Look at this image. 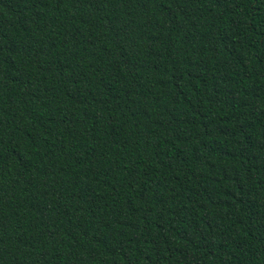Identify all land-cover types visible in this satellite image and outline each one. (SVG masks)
Masks as SVG:
<instances>
[{
  "label": "trees",
  "instance_id": "16d2710c",
  "mask_svg": "<svg viewBox=\"0 0 264 264\" xmlns=\"http://www.w3.org/2000/svg\"><path fill=\"white\" fill-rule=\"evenodd\" d=\"M0 264H264V0H0Z\"/></svg>",
  "mask_w": 264,
  "mask_h": 264
}]
</instances>
